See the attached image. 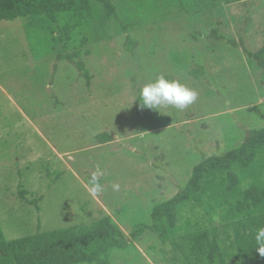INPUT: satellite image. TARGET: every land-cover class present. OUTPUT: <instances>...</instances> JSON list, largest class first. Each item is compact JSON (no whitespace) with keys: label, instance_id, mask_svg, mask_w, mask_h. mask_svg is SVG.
Returning a JSON list of instances; mask_svg holds the SVG:
<instances>
[{"label":"rangeland","instance_id":"rangeland-1","mask_svg":"<svg viewBox=\"0 0 264 264\" xmlns=\"http://www.w3.org/2000/svg\"><path fill=\"white\" fill-rule=\"evenodd\" d=\"M111 3L108 16L99 0H90V15L65 41L44 17L0 22L2 257L11 242L26 252L37 234L67 240L108 223L128 236L135 225L150 224L152 208L182 189L195 165L264 127V73L241 47L227 44L242 42L251 52L262 47L264 0H193L186 11L181 0ZM213 31L221 40L210 38ZM127 40L136 44L131 51ZM73 51L91 76L89 87L72 64L55 59ZM161 75L196 91L197 100L156 114L137 107L141 88ZM102 134L112 140L99 143ZM235 172L243 186L264 188V151L247 171ZM93 174L103 188L95 195ZM220 181L224 188L225 175L204 179L199 197L179 210L180 230L166 244L146 231L102 261L207 264L215 243V264H235L243 220H231L227 205L216 206L218 189L210 191L208 182ZM40 197L36 210L30 202ZM188 225L196 230L188 233Z\"/></svg>","mask_w":264,"mask_h":264},{"label":"trees","instance_id":"trees-1","mask_svg":"<svg viewBox=\"0 0 264 264\" xmlns=\"http://www.w3.org/2000/svg\"><path fill=\"white\" fill-rule=\"evenodd\" d=\"M99 2L108 16L113 14L114 6L111 0H99ZM192 2L193 0H185L187 4H184L181 0V9L186 11V7ZM89 13L90 0H0V22L26 17H44L58 26L60 41L70 40V35L78 26L79 21L88 17ZM126 29L127 25L122 26L123 31ZM210 38L221 40L215 35V31L210 34ZM227 44L234 48L241 47L243 53L256 62L264 73V43L256 52L247 50L242 42L228 40ZM135 46L134 42L127 40L128 51H131ZM80 57L79 51H73L58 54L55 59L72 64L79 76L84 79L86 86L89 87L91 76ZM53 70L55 71V69ZM165 78L172 79L170 76H165ZM138 97L135 105L142 108ZM142 109L156 114L155 109ZM97 139L99 143L105 144L110 142L112 137L102 134L98 135ZM263 151L264 127L248 130L239 147L220 156L204 158L195 165L186 185L172 198L152 208L150 224L135 225L128 236L119 230L110 228L108 223L105 224L104 229L94 234L67 240L37 234L27 246L26 252L18 249L15 243L7 244L9 255L6 257L0 255L1 260L4 264H10L11 260L14 264H105L102 261V256L112 249H126L130 242L138 241L146 231L157 235L160 242L166 244L177 235V230H180L178 227L179 210L199 197L204 179L209 176L225 175L224 188L223 182L220 181L219 184L208 182V189L210 191L218 189L213 195L215 204L220 209H224L223 206L227 205L226 212L231 220H243L239 232L235 235L234 243L232 242L235 264H264V256L258 253L259 245L254 239L256 230L264 228V217H262L264 214V188L255 183L243 186V180L235 172V170H239L241 173L247 171L255 164L258 155ZM25 195L26 192L23 190L18 192L21 199ZM40 199L41 197L30 202L36 210H39L37 203ZM203 203L205 201L201 204ZM184 230L192 233L196 229L193 231L191 225H188ZM217 251V245L213 243L207 253V264H215L214 255Z\"/></svg>","mask_w":264,"mask_h":264},{"label":"clouds","instance_id":"clouds-1","mask_svg":"<svg viewBox=\"0 0 264 264\" xmlns=\"http://www.w3.org/2000/svg\"><path fill=\"white\" fill-rule=\"evenodd\" d=\"M197 92L181 83L179 80L166 79L163 75L154 81L144 85L138 100L142 108L158 109L160 107H172L177 110H184L197 100ZM114 190H119V185H113ZM103 190L95 174L91 177L89 191L95 195ZM255 242L259 247L258 253L264 256V228L256 230Z\"/></svg>","mask_w":264,"mask_h":264}]
</instances>
